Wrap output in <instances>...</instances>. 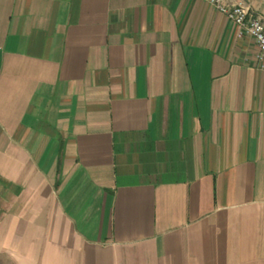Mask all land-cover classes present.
Listing matches in <instances>:
<instances>
[{"label":"crops","instance_id":"obj_1","mask_svg":"<svg viewBox=\"0 0 264 264\" xmlns=\"http://www.w3.org/2000/svg\"><path fill=\"white\" fill-rule=\"evenodd\" d=\"M236 32L209 0H0V264H264Z\"/></svg>","mask_w":264,"mask_h":264},{"label":"built area","instance_id":"obj_2","mask_svg":"<svg viewBox=\"0 0 264 264\" xmlns=\"http://www.w3.org/2000/svg\"><path fill=\"white\" fill-rule=\"evenodd\" d=\"M209 4L236 27L238 38L248 37L255 41V60L259 69L264 70V22L249 17V10L242 2L227 5L224 0H209Z\"/></svg>","mask_w":264,"mask_h":264}]
</instances>
